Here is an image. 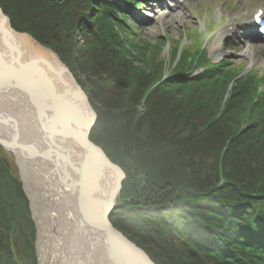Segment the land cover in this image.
Here are the masks:
<instances>
[{
	"label": "trees",
	"instance_id": "trees-1",
	"mask_svg": "<svg viewBox=\"0 0 264 264\" xmlns=\"http://www.w3.org/2000/svg\"><path fill=\"white\" fill-rule=\"evenodd\" d=\"M108 4L0 0L13 29L56 51L97 112L90 140L126 177L110 221L156 264H264V93H256L263 78L237 79L244 69L222 66L189 76L207 58L199 47L187 53V67L149 73L120 57L116 27L101 11ZM90 13L102 19L91 24L101 38L85 35L80 44L75 25L84 29ZM178 85L213 91L199 97L203 111L172 91ZM34 234L22 183L0 153V264H37Z\"/></svg>",
	"mask_w": 264,
	"mask_h": 264
},
{
	"label": "water",
	"instance_id": "water-1",
	"mask_svg": "<svg viewBox=\"0 0 264 264\" xmlns=\"http://www.w3.org/2000/svg\"><path fill=\"white\" fill-rule=\"evenodd\" d=\"M0 15V103H11V108L19 113L22 108H26L32 123H37L34 124L37 126L36 130L27 132L30 122L28 125L22 124L18 121L17 113H8L5 107L1 109L5 112L0 115L1 148L11 152L15 160L43 159L63 169L61 178L65 185L68 184L76 191L74 198L79 205V221L82 222L78 233L86 235L81 242L75 241V246L85 248L93 244L100 245L104 255L97 247V264H155L141 247L115 229L109 220L126 177L121 167L113 164L101 147L90 140L97 114L87 95L64 64V70H61L47 59L27 56L15 44L12 37L19 33L12 28L1 7ZM42 48L51 51L46 47ZM65 91L70 95L69 102L63 97ZM19 96L25 98V104L21 103ZM45 100L52 105V112ZM41 107L44 108L43 112ZM43 117L44 121L41 120ZM67 141L81 153V164L60 149L59 146ZM104 170L109 171L112 177L110 191L104 199L93 202L91 194H97L101 190L99 188ZM22 184L26 192L24 181ZM89 215H93V218H89ZM94 229L97 231L91 238L89 232ZM72 244L70 239L65 250L68 251Z\"/></svg>",
	"mask_w": 264,
	"mask_h": 264
},
{
	"label": "rangeland",
	"instance_id": "rangeland-1",
	"mask_svg": "<svg viewBox=\"0 0 264 264\" xmlns=\"http://www.w3.org/2000/svg\"><path fill=\"white\" fill-rule=\"evenodd\" d=\"M142 2V8H144L143 16L137 15L130 12L127 8H125V3L122 0H119L118 6L116 3V15L114 17L108 18L111 19L112 23L115 25V30H117V34L119 36L116 37L118 47H119V55L127 58L128 61L134 63V65L144 68L149 73H155L162 66H166L163 72V75L168 74L169 72H174L179 70V68L187 67L188 64L186 62H190L193 60L192 54H187L191 52L193 49L199 47L200 50L203 49V53L205 57H207L203 64L198 65L192 71H187V75L194 76L195 74L203 73L201 69L207 70L208 67H211V70L214 72V67H221V70H224L226 67L230 70H242L248 71L246 74H253V70L264 71V44L257 42H247L244 38H241L242 31L237 34V38H232V32L227 35H218L220 29L226 27L229 23L234 24V29L240 28L243 23L250 17L252 11L256 7L264 6V0H137ZM180 6V10L182 11L181 15H176L175 10L173 9L175 6ZM115 12V11H114ZM95 14H91L89 18L85 20L84 25L86 26L83 29V26L78 23L77 28V42L82 44L85 41V35H91L92 38L100 36V31L98 29L97 32L91 30V24L93 22L102 20L97 19V16L92 21V17ZM7 16V15H6ZM141 19H139V18ZM8 18V16H7ZM10 20V18H9ZM232 21V22H231ZM107 21H105L106 23ZM207 23V30L203 27V24ZM142 23L141 27H138L136 24ZM11 24V20H10ZM107 24V23H106ZM96 25V24H94ZM108 25V24H107ZM101 26V25H100ZM99 27V24L96 25ZM13 28V27H12ZM85 29H88L86 32ZM18 32L16 29H14ZM207 33H205L206 31ZM84 32L83 34H81ZM19 34H27L25 32H18ZM198 33H202L199 37ZM103 34V33H102ZM29 35V34H27ZM106 35V34H105ZM30 36V35H29ZM235 36V35H234ZM221 37V38H220ZM236 38V39H235ZM241 38V39H240ZM34 40V39H33ZM36 40V39H35ZM34 40V41H35ZM37 41V40H36ZM35 41V43H37ZM101 42V39H100ZM40 43V42H39ZM85 43V42H84ZM110 43H112L110 41ZM251 44L254 46L255 54L252 55L251 58L245 55V46ZM101 44L104 46L103 42ZM203 44V47H202ZM224 44V45H223ZM36 45H39L38 43ZM42 47H47L46 45H42ZM40 49H42V47ZM116 46V48H117ZM107 48V47H104ZM108 49H113L112 46L108 47ZM52 50V49H51ZM53 51V50H52ZM47 52V51H46ZM54 54L60 59L57 52L53 51ZM63 61L62 59H60ZM132 63V64H133ZM160 63L159 66H157ZM132 66V65H131ZM158 67V69H157ZM257 69V70H255ZM261 73V72H258ZM263 73H261L262 75ZM78 85H80L79 81ZM82 88V86L80 85ZM215 87V86H214ZM83 89V88H82ZM217 90V88H215ZM229 89V88H228ZM188 87V89H183L181 86H175L172 89L173 92L177 93L179 98L186 100L190 96L193 97L190 101V105H195V108L199 109V105L201 101L206 98L210 99L211 93L209 91L202 93V90L199 93L192 92ZM217 93V92H216ZM218 94V93H217ZM203 98L202 100H199ZM214 98V97H213ZM188 101V100H187ZM227 96L221 102V107L226 104ZM218 108V110H221ZM7 110L8 113L11 112V108ZM203 111L201 108L199 112ZM0 112H3L0 109ZM207 111L201 117H205ZM218 114V113H217ZM206 119V118H205ZM229 123V122H227ZM247 123H244L246 125ZM248 125V124H247ZM242 126V125H241ZM94 127V126H93ZM221 133H218L216 140L219 143H225L224 139H227L224 136V128L226 126H221ZM92 130V129H91ZM226 132V131H225ZM1 156L8 160L11 171L15 174L16 177L21 181L20 170L18 168L17 160L14 159V156L9 151H4L0 146ZM198 166V163L195 164V168ZM246 167V166H245ZM248 167V166H247ZM251 171L252 175L255 174V170L251 168H247ZM226 170V169H225ZM214 173V169L211 170ZM222 174L225 175L224 169ZM221 174V175H222ZM213 176V174H212ZM126 179V178H125ZM23 189V187H22ZM24 192V190H23ZM25 195L28 199L30 214L35 224V239L34 246L36 251V257L38 254L37 245V234H38V224L35 218L33 203L31 202L30 196L25 192ZM120 194L117 196V202H119ZM30 201V202H29ZM37 225V226H36ZM70 240H68L69 242ZM67 242L64 244L66 245ZM143 249V248H142ZM145 252V251H144ZM147 253V252H146ZM148 254V253H147ZM149 256V254H148ZM151 259V257L149 256ZM38 261V257H37ZM153 261V260H152ZM154 262V261H153ZM155 263V262H154ZM156 264V263H155Z\"/></svg>",
	"mask_w": 264,
	"mask_h": 264
},
{
	"label": "bare ground",
	"instance_id": "bare-ground-1",
	"mask_svg": "<svg viewBox=\"0 0 264 264\" xmlns=\"http://www.w3.org/2000/svg\"><path fill=\"white\" fill-rule=\"evenodd\" d=\"M109 1H111V3L112 4L114 3L115 5L117 3V6H118L119 0H109ZM122 1L125 3V8H127L130 12L134 13L135 16L137 15L143 16V14L145 13L144 12L145 9L142 8V2H139L137 0H122ZM114 4L112 5L113 8L116 7ZM112 7L109 4L101 5V11L104 14L103 18L105 17L110 18L116 15ZM173 9L175 10L176 15L182 14V11L180 10V6L176 5ZM1 23H2V19L0 18V24ZM136 25L138 27H141L142 23L141 24L137 23ZM237 31H238L237 29H233V24H229L228 26L220 29V31L218 32V35L225 36L228 34L229 36L231 32L232 34H235ZM103 37L105 38V36ZM12 38L15 39L14 40L15 44L19 45L20 48L26 52L27 56L38 57L40 59H47L61 70H64L63 64L69 69V67L63 61L61 63V61L58 59L56 54H54L51 49L50 50L52 52L51 51L49 52L45 48L40 49L39 47L40 43L37 42L31 36L27 34L21 35V34L16 33V35H14ZM33 39L39 45H36L37 43H35ZM1 49H2V42L0 40V50ZM244 51H245V55L248 56L249 58H251L252 55L255 54L253 45H249V46L246 45ZM198 74H202V73L199 72ZM198 74H195V76ZM232 90H233V87L230 86L227 92L225 93V96H227V100H231ZM84 92L87 95L86 91ZM65 93L63 97L65 98V100H67V102H69L70 95L67 94L66 91ZM18 99H20L22 104H25V98H22L19 96ZM88 100H89V97H88ZM45 103L47 104L49 111L52 112V109H51L52 105L49 104L47 100H45ZM4 107L11 108L12 105L11 103H6V105L0 103V109H3ZM25 109L26 108H22L21 109L22 111L20 110V113L15 108L14 109L11 108V111L13 113L14 112L17 113V115L19 116L18 121L20 123L22 124L27 123L28 125V123L30 122V124L28 125L30 126V128H28L27 132H30L33 129L36 130L37 126H35L34 124H37V123L35 122L34 124L32 123L31 117L26 113ZM41 110L43 112L44 108L41 107ZM3 114H5V112H0V115H3ZM41 120L44 121V117L41 118ZM31 125L33 126L31 127ZM59 147L61 150L65 151L68 155L73 157L76 160V161L74 160L76 163H79V164L82 163L83 157L81 153L74 146L71 145V142L67 141L65 142V144H62V146H59ZM224 149H226V146H224ZM17 160H18V168L21 173V178H22V181H24L25 183V190L30 196L31 202L33 203L32 205L33 210H34L33 214L35 215V218L38 224V234H37L38 238H37V245H36L38 247L37 264H67L66 254H68L67 255L68 260H69L68 264H97L99 262V256L97 255V252H98L97 247L99 248L100 253L102 254L104 253V250L102 249L100 245L95 246V244H93L91 246H85V248H82L81 246H75L76 244L74 242L77 240L81 242L83 239L86 238V235L85 234L82 235L78 233L79 224H81L82 222L79 221L80 220L79 205L77 201H75V198H74L76 195V191L74 190V188H70L68 184L65 185V182L62 179L63 176L61 174V170L63 169H61V167L58 168L57 166L52 165L53 164L52 162L51 163L46 162L43 159L26 161V160H22L19 158ZM113 164H116V163H113ZM101 181H102L101 182L102 185L99 188L101 189L99 193L95 194L92 192L91 194V197H92L91 200H93V202L98 201V199L99 200L104 199L105 195L110 191V186L112 184V177H110L109 171L104 170V172H102ZM222 181L223 180H220V182L218 181L217 184L222 185L221 184ZM22 187H23V184H22ZM118 203L119 202L116 201V206L114 207V209L117 207ZM92 216L93 215H89V218ZM95 231L97 230L94 229V230H91V232H89L90 233L89 235L91 238H93V235L96 234ZM70 239L72 240L73 244L69 248L70 251L69 250L66 251L65 250L66 245L64 243L67 242L68 244L69 243L68 240ZM35 254H36V251H35Z\"/></svg>",
	"mask_w": 264,
	"mask_h": 264
}]
</instances>
